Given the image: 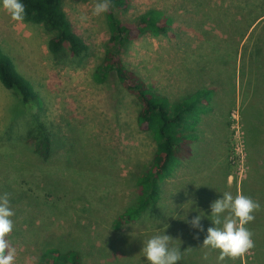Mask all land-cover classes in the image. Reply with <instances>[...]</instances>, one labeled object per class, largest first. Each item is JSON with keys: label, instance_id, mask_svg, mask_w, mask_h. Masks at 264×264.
Instances as JSON below:
<instances>
[{"label": "rangeland", "instance_id": "rangeland-1", "mask_svg": "<svg viewBox=\"0 0 264 264\" xmlns=\"http://www.w3.org/2000/svg\"><path fill=\"white\" fill-rule=\"evenodd\" d=\"M96 2L61 0L74 33L87 47L81 59L54 57L42 26L15 21L0 6V51L39 100L22 105L0 84V196L9 194L14 212L6 237L14 264H39L50 247L79 251L83 264H149L141 252L143 241L163 231L181 252L191 248L178 264H218V251L201 247L206 229L213 226L210 204L218 195L197 200L189 195V175L199 167L224 168L229 192L239 191L261 205L246 225L255 247L220 264H264V186L257 194L258 182L264 185V135L258 132L263 126L251 130L253 113L264 105L258 96L264 91V72L256 74L257 85L248 90L241 71L245 47L256 40L264 43V0H128L116 12L122 22H133L148 10L172 19L173 37L145 34L120 55L147 86L169 103L201 88L214 91L201 120L197 151L163 183L160 205L119 229L114 222L133 204L136 178L150 163L154 144L139 131V106L115 75L103 82L94 79L109 37L105 13L92 14ZM38 125L50 138L46 161L26 144ZM200 213L203 231L186 222ZM204 252H209L207 260Z\"/></svg>", "mask_w": 264, "mask_h": 264}, {"label": "trees", "instance_id": "trees-1", "mask_svg": "<svg viewBox=\"0 0 264 264\" xmlns=\"http://www.w3.org/2000/svg\"><path fill=\"white\" fill-rule=\"evenodd\" d=\"M21 3L25 6L24 18L21 21L43 27L49 35L47 49L54 57L81 59L86 55L87 47L74 33L61 0H21ZM111 5L105 13L109 37L93 76L96 81L103 82L109 75H115L117 82L134 97L139 106L136 115L139 131L146 133L154 144L150 163L136 178L137 190L133 204L124 209L114 222L113 227L119 229L123 224L135 222L144 212L160 205L163 183L172 178L181 164L191 158L199 142L201 120L211 107L214 91L212 88H201L178 102L169 103L166 97L147 86L125 66L120 55L130 43L145 34L152 37H173L172 19L160 11L148 10L133 22H122L117 18L116 12L125 9L128 0H111ZM262 16L258 15L259 18ZM258 17L254 18V21H257ZM248 32L242 33L240 39L242 40ZM258 42L259 40H256L250 43L249 47H245L246 58L242 57L243 61L246 59V68L241 71L242 77L247 81L248 90L249 87H256V74L264 72V43L260 45ZM0 84L3 88L13 91L22 105L39 103L30 82L15 70L11 61L1 51ZM253 95L251 93L248 103L246 102L249 106ZM258 96L262 97L264 102V91ZM263 108L259 110V114L253 113L254 121L251 123V130L257 128L256 126H263V129L258 131L261 135H264ZM257 119L261 120L256 121ZM243 133L245 142V132ZM31 136L28 135L26 144L33 154L46 161L50 156V138L39 125L37 135ZM252 181L257 184V175H254ZM258 183L260 190L257 194L260 195L264 185L260 184V181ZM39 264H83V261L77 250L63 251L50 247L43 251Z\"/></svg>", "mask_w": 264, "mask_h": 264}, {"label": "clouds", "instance_id": "clouds-1", "mask_svg": "<svg viewBox=\"0 0 264 264\" xmlns=\"http://www.w3.org/2000/svg\"><path fill=\"white\" fill-rule=\"evenodd\" d=\"M0 6L10 14L13 20L19 21L24 18L25 6L21 0H0ZM110 7H112L111 0H97L92 14L99 16L106 13ZM84 19L86 17H81V20ZM210 209L213 226L206 229V236L201 247L218 251V264L225 259L236 260L255 247L253 234L246 225L253 222L254 213L261 210L258 201L241 192L233 195L225 191L222 198L211 202ZM13 215L14 212L9 205V194L5 193L0 196V264L15 262L14 249L6 239L13 229V221L10 219ZM202 216L203 213H200L186 222L192 228L203 231ZM173 241L174 239L163 231L143 241L141 252L149 264H178L182 259V253L191 248L181 252L179 245H172ZM208 256L209 252H204L202 259L207 260Z\"/></svg>", "mask_w": 264, "mask_h": 264}, {"label": "crops", "instance_id": "crops-1", "mask_svg": "<svg viewBox=\"0 0 264 264\" xmlns=\"http://www.w3.org/2000/svg\"><path fill=\"white\" fill-rule=\"evenodd\" d=\"M199 140H200V136H199ZM197 146L198 145H196L194 149L196 151H197ZM227 178H228V173L227 171L225 172L224 168L222 167L220 168L212 167V169L207 168V167L206 168L199 167V168L192 169V172L189 175V181H188V185L190 189V194H189L190 198L194 200H197V198L205 199V198H208L209 194H211L212 192H215L216 195H218V198H222V194L225 191L229 192L230 184ZM218 179L220 181L217 182ZM216 191H219V192H216ZM193 204L194 206H192L191 211L194 212V215H195L197 213L196 212L197 203L195 202Z\"/></svg>", "mask_w": 264, "mask_h": 264}]
</instances>
